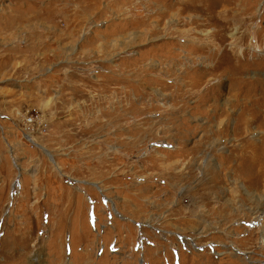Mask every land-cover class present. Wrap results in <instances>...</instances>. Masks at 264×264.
<instances>
[{
  "label": "rangeland",
  "instance_id": "374dc122",
  "mask_svg": "<svg viewBox=\"0 0 264 264\" xmlns=\"http://www.w3.org/2000/svg\"><path fill=\"white\" fill-rule=\"evenodd\" d=\"M0 264H264V0H0Z\"/></svg>",
  "mask_w": 264,
  "mask_h": 264
},
{
  "label": "bare ground",
  "instance_id": "6f19581e",
  "mask_svg": "<svg viewBox=\"0 0 264 264\" xmlns=\"http://www.w3.org/2000/svg\"><path fill=\"white\" fill-rule=\"evenodd\" d=\"M24 137H25V139H27V140H31V139H29L32 135L31 134H29V133H27V134H25V135H23ZM32 141V140H31ZM50 156V155H49Z\"/></svg>",
  "mask_w": 264,
  "mask_h": 264
},
{
  "label": "built area",
  "instance_id": "2783aa9c",
  "mask_svg": "<svg viewBox=\"0 0 264 264\" xmlns=\"http://www.w3.org/2000/svg\"><path fill=\"white\" fill-rule=\"evenodd\" d=\"M21 133H22V135H25V134H27V132H25V131H23V130L21 131Z\"/></svg>",
  "mask_w": 264,
  "mask_h": 264
}]
</instances>
